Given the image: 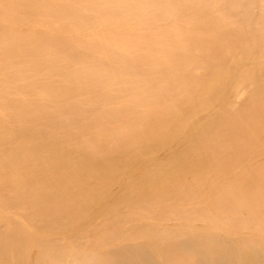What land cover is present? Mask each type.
Here are the masks:
<instances>
[{"label":"bare ground","instance_id":"bare-ground-1","mask_svg":"<svg viewBox=\"0 0 264 264\" xmlns=\"http://www.w3.org/2000/svg\"><path fill=\"white\" fill-rule=\"evenodd\" d=\"M64 4L59 0H0V18L15 16L19 20L38 15L52 21L47 11V5H52L59 14L64 6L63 15L73 20V6ZM46 23L53 26V22ZM76 25L73 20V27ZM227 26L205 21L199 27L202 37L192 34L178 42L163 30L144 27L145 32L134 37L139 45L120 34L116 38L123 52L105 43L101 49L121 63L117 69L88 67L85 73L66 64L69 59L58 52L62 43L56 39L28 33L11 37L0 32V111L6 120L0 121V184L14 193L3 201L25 207L39 227H61L60 220L68 226L86 216L87 221L102 218L122 203L154 208L168 197H190L199 185L204 186L207 177L213 179L224 173L225 159L230 154L240 166L255 155L261 170L264 29L253 32V45L249 47L238 38L235 26ZM64 29L58 27L56 31ZM83 44V51H89L90 46ZM129 48L130 53L124 52ZM161 49L170 64L164 74L172 75L177 83L174 80L156 85V80L147 77L159 70L156 66L160 61H156L153 51ZM82 64L88 65L86 61ZM203 69L205 73L200 74ZM99 70L109 71L107 74L114 78L117 75L110 71L127 76L120 79L121 86H116L115 79L100 75ZM230 78L232 86L226 92L224 82ZM238 90L244 94L241 100H237ZM169 92L178 103L165 108L162 102L166 94L170 97ZM120 95L129 98V104L120 105L118 111H105L97 120L90 118L102 107V99ZM149 104L159 105L160 109L150 110L145 107ZM84 117L88 120L83 122ZM221 140L230 147V153L222 159L218 147ZM206 149L209 156L203 154ZM242 149H247L241 152L247 153L243 155L248 159L238 157ZM254 170L245 166L238 180L261 179L259 170ZM236 180L221 185L209 202L230 207L239 205L242 199L248 206L244 200L248 197L244 196L251 191L245 188L238 193ZM39 198L43 200L40 204L36 203ZM49 202L55 206L47 209L43 205ZM101 226L93 230L99 231ZM151 233L155 238H165L157 230Z\"/></svg>","mask_w":264,"mask_h":264},{"label":"rangeland","instance_id":"rangeland-1","mask_svg":"<svg viewBox=\"0 0 264 264\" xmlns=\"http://www.w3.org/2000/svg\"><path fill=\"white\" fill-rule=\"evenodd\" d=\"M59 1L64 6V3L73 6L72 13L76 12V15H73L76 26L73 27L71 18L63 15L66 12L64 6L59 14L55 7L47 5V11L53 17L52 21L49 18H40L38 15L30 18L23 17L19 20H16L15 16L2 17L0 18V32L11 37L28 33L43 34L56 39L62 43L58 52L69 59L66 64L74 69H82L84 73L88 72V67L105 66L111 70L110 66H113L117 69L116 67L121 63L101 50L104 49L103 44L123 52L120 41L116 37L126 34L134 45H139L137 41L136 44L134 43L135 38L138 34L145 32L144 27L163 30L166 36L178 42L185 41L192 34H196L198 38L202 37L200 25L205 21H215L216 26L227 28V25L235 26L238 29V38L249 47L253 45V32L256 29L260 31L264 29V0ZM0 11H2L1 7ZM57 13L63 19H60ZM144 20L148 23H144ZM47 21L53 22V26H48ZM58 27H65L64 30L70 32L64 30L58 32L56 31ZM168 37H165V42H169ZM75 39H79L77 43L74 42ZM83 42L90 46L89 51L84 52L81 48L85 45ZM261 47L262 44L259 48ZM162 49L153 51L156 61L158 59L160 61V64L157 63L156 66L159 70L148 76L143 75L150 80H156V85L175 80L172 75L164 74V70H167L170 64ZM127 50L130 53L132 48L124 49V52ZM84 61L88 65H83ZM177 64L181 66L182 63L177 62ZM229 65L233 66L232 63H228ZM108 72L99 70L100 75L105 74L107 78L115 79L113 83L116 86H121L120 79L127 76L124 73L122 75L121 71H116V73L110 71L117 75L114 78L107 74ZM199 73L203 74L205 70H200ZM137 76L141 75L137 74ZM232 80L230 78L224 82L226 92L232 86ZM238 91L240 94L237 100H241L244 94L241 90ZM181 93L185 95L184 90H181ZM149 96L153 97V93ZM165 96L162 102L165 108L178 103V98L172 99L171 94L170 97L167 94ZM226 97L224 94L223 99ZM129 101V98L126 99L121 95L112 99H102V107L97 108V112L92 113L90 118L97 120L96 118L101 114L104 115L105 111L110 113L118 111L120 105L129 104ZM220 102L216 106L220 105ZM145 107L155 110L159 108V105L149 104ZM4 118V114L0 111L2 123L6 122ZM84 118L83 122L88 120ZM228 145L227 141L219 142V150L223 153L220 159L224 154L230 153ZM246 150H240L238 157L247 158L245 156L247 153L241 152ZM248 151H251V148ZM203 154L209 156L210 152L206 149ZM236 160L235 156L230 154L225 159L224 167H227L224 173L217 174L213 179L210 176L207 177L203 182L204 186L199 185L197 192L190 197L186 195L187 198H165L163 203L154 207L155 209L145 207L144 204L126 206L122 203L102 218L87 221L86 216L69 223L68 226H64L63 221L65 220H60L61 227H48V225L39 227L34 224L31 219L34 215L29 210L25 207L20 208L19 204L5 202L6 198L14 196V193L0 184V259L4 261L3 264H264V167L260 170V164L255 155L242 166ZM245 166L259 170L261 179L256 181L250 179L249 182H245L247 181L245 179L238 180L240 170ZM228 180H236L235 188L238 189V193L245 188L251 191L248 196H244L248 197L244 199L248 201V206L243 204L245 201L243 202L242 199L239 205L235 204L230 207L215 206L209 202V197L217 194L220 186ZM201 187H204L205 191ZM238 195L235 194L237 197ZM42 201L39 198L36 203L40 204ZM43 206L49 209L55 205L49 202ZM68 221L72 220L68 219ZM97 225L102 226L99 231H94L93 227ZM150 230L161 232L165 238H155Z\"/></svg>","mask_w":264,"mask_h":264}]
</instances>
